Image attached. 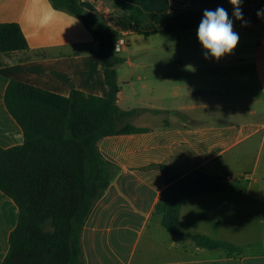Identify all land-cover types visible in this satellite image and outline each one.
<instances>
[{
    "label": "crops",
    "instance_id": "0c3cea01",
    "mask_svg": "<svg viewBox=\"0 0 264 264\" xmlns=\"http://www.w3.org/2000/svg\"><path fill=\"white\" fill-rule=\"evenodd\" d=\"M123 1L165 18L162 25L147 22L144 32L191 36L161 48L146 41L132 51L133 41L145 36L129 12L113 0L80 1L118 34L124 46L117 53L118 106L131 112L126 123L147 130L99 142L118 172L84 226V264H264V0H242V20L228 0ZM217 7L227 10L239 43L219 60L206 59L196 32L204 10ZM0 23L18 24L29 46L0 53L1 148L24 143L4 102L11 80L61 96L73 90L107 96L98 43L78 17L50 0H0ZM160 164L180 177L196 170L222 180L231 175L237 185L187 200L174 236L156 212L166 183L151 166ZM18 219L17 206L0 191V264ZM196 235L242 252L198 247Z\"/></svg>",
    "mask_w": 264,
    "mask_h": 264
},
{
    "label": "trees",
    "instance_id": "16d2710c",
    "mask_svg": "<svg viewBox=\"0 0 264 264\" xmlns=\"http://www.w3.org/2000/svg\"><path fill=\"white\" fill-rule=\"evenodd\" d=\"M56 9L78 17L98 43L97 56L103 65L106 97L73 90L61 96L11 80L4 102L21 127L24 143L0 147V191L19 210L16 228L9 237V251L2 264H84L82 233L96 204L107 191L118 168L99 149L105 137L147 131L126 123L131 112L118 106L119 86L116 67L122 62L115 51L118 34L101 18L84 10L81 0H50ZM113 7L129 12L137 33L150 37L143 25H162L165 18L147 13L123 0ZM29 48L16 23H0V53ZM165 178L156 212L163 227L179 235L178 222L183 204L201 193L225 194L229 184L200 170L180 177L166 165H153ZM205 249L240 253L242 248L204 235L192 237Z\"/></svg>",
    "mask_w": 264,
    "mask_h": 264
},
{
    "label": "clouds",
    "instance_id": "9594fccd",
    "mask_svg": "<svg viewBox=\"0 0 264 264\" xmlns=\"http://www.w3.org/2000/svg\"><path fill=\"white\" fill-rule=\"evenodd\" d=\"M228 2L233 6V15L236 19L242 20L243 14L240 7L242 0H228ZM260 14V12L257 13L258 16ZM196 36L205 51L206 59L210 54L212 58L219 60L231 54L239 43V35L233 29V21L223 7L204 10Z\"/></svg>",
    "mask_w": 264,
    "mask_h": 264
},
{
    "label": "rangeland",
    "instance_id": "374dc122",
    "mask_svg": "<svg viewBox=\"0 0 264 264\" xmlns=\"http://www.w3.org/2000/svg\"><path fill=\"white\" fill-rule=\"evenodd\" d=\"M184 36L185 37H187V36L189 37L191 35L189 33H185L183 35L182 32L177 31L175 33L162 32V33H159L157 35H153L151 37H147L148 39L146 37H141L137 41H133L131 50L135 51L136 49L140 48L146 41L148 42V44H150V46H153L155 48H161V47H165V46H170L171 44L174 46V44L175 45L177 44L179 37L182 38ZM259 180H262V178H260ZM226 183L229 184V185L230 184L231 185L235 184V182H232V181H226ZM235 185H237V184H235Z\"/></svg>",
    "mask_w": 264,
    "mask_h": 264
},
{
    "label": "built area",
    "instance_id": "2783aa9c",
    "mask_svg": "<svg viewBox=\"0 0 264 264\" xmlns=\"http://www.w3.org/2000/svg\"><path fill=\"white\" fill-rule=\"evenodd\" d=\"M125 46H126V44H125ZM123 47L124 46L119 41L115 42V51H116V53H119L123 49ZM231 180H233V176H231V175H227L223 179L224 182L231 181Z\"/></svg>",
    "mask_w": 264,
    "mask_h": 264
}]
</instances>
